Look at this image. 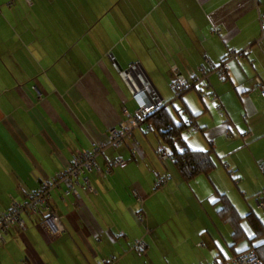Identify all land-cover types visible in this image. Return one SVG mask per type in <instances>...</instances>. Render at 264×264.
<instances>
[{
    "label": "crops",
    "instance_id": "crops-1",
    "mask_svg": "<svg viewBox=\"0 0 264 264\" xmlns=\"http://www.w3.org/2000/svg\"><path fill=\"white\" fill-rule=\"evenodd\" d=\"M263 14L264 0H0V212L66 170L73 151L103 146L100 170L79 178L81 202L65 182L54 187L50 207L23 213L25 228L13 226L0 241V264H214L235 257L229 224L220 220L228 246L214 234L212 243L203 241L194 225L209 231L207 215L220 224L208 209L219 208V193L264 224ZM178 81L196 84L174 97ZM136 85L177 121L192 122L178 141L213 151L210 174H172L152 130L131 123ZM113 129L124 130L120 144L109 141ZM117 157L126 164L111 166ZM188 187L187 202L173 206ZM50 211L64 226L58 236L43 225ZM170 221V235H160ZM135 239L146 241L144 254Z\"/></svg>",
    "mask_w": 264,
    "mask_h": 264
},
{
    "label": "built area",
    "instance_id": "built-area-1",
    "mask_svg": "<svg viewBox=\"0 0 264 264\" xmlns=\"http://www.w3.org/2000/svg\"><path fill=\"white\" fill-rule=\"evenodd\" d=\"M29 4H33L34 0H27ZM260 20L264 24V14L260 17ZM246 52V51H243ZM202 73L207 76L206 68H202ZM221 75L225 76V70H221ZM258 84L264 95V83L258 78ZM137 86V85H136ZM188 87V84L183 81H178L172 86V93L174 97L180 96ZM134 99L137 102V109L135 113L131 116L132 125L138 126L144 117L149 113L156 110L160 106V102H153L148 96L146 90L136 87L134 91ZM197 127V126H195ZM124 130L113 129L111 131L109 141L111 144H120L123 141ZM103 146L94 147L91 150L79 149L73 151L69 166L62 173H59L55 178L44 180L40 184L39 188L32 192L29 199L20 202L18 200H13L10 207L4 211L0 212V241H2L5 236L9 233L13 226H18L19 228H25V221L22 217L23 213L29 215H36L40 212L41 207H50L49 199L51 190L59 186L62 182L67 185V194H73L78 201L81 202V197L78 190L79 178L84 176L86 172L92 170H100L99 163L97 161L98 155L101 153ZM159 154L162 158L168 156L167 152L161 147L159 149ZM126 160L122 157H117L111 161V166L125 165ZM168 175L165 174L159 178L157 185L161 186L166 183ZM84 185L85 188H91L88 183V178H85ZM259 203L264 207V199H259ZM43 225L46 227L47 231L52 236H58L64 231V226L60 220V217L50 211V214L43 221ZM134 247L137 252L141 255L146 252L147 243L144 239H135ZM214 264H264L255 251H247L241 253L230 259L216 261Z\"/></svg>",
    "mask_w": 264,
    "mask_h": 264
},
{
    "label": "trees",
    "instance_id": "trees-1",
    "mask_svg": "<svg viewBox=\"0 0 264 264\" xmlns=\"http://www.w3.org/2000/svg\"><path fill=\"white\" fill-rule=\"evenodd\" d=\"M195 84H188L185 91ZM144 122L168 156L173 159L185 180L202 174L208 175L215 168L216 163L211 149H193L187 144L183 148L179 147L178 140H183L185 132L192 126L191 121L184 118L177 121L161 103L156 110L143 118L141 123ZM213 203L219 204L217 209L219 219L232 228L230 246L235 256L255 251L264 263V224L261 219L253 213L242 215L225 193H219Z\"/></svg>",
    "mask_w": 264,
    "mask_h": 264
},
{
    "label": "rangeland",
    "instance_id": "rangeland-1",
    "mask_svg": "<svg viewBox=\"0 0 264 264\" xmlns=\"http://www.w3.org/2000/svg\"><path fill=\"white\" fill-rule=\"evenodd\" d=\"M178 145H179V147H181V148H183V143H182V141H178ZM155 153V152H154ZM155 159H156V157H155ZM162 160V159H161ZM164 162H166V163H168V165H169V167H170V169H171V172L172 171H174V173H172L173 175L175 174V175H177V168H176V166H175V164H174V161L171 159V158H167V159H165V161ZM161 166L162 167H164V165L162 164V161H161ZM175 167V168H174ZM234 178V177H233ZM232 178V179H233ZM192 181H195V180H192ZM224 182V181H223ZM233 182H235L234 181V179H233ZM156 186V185H155ZM225 187H227V184L225 185ZM160 191H162V188H158ZM166 191H168V190H166ZM185 191H187V193H186V195H185ZM134 195L140 200V201H142V196L139 194V195H136L135 193H134ZM154 195V194H153ZM191 196V192H190V188L188 187V189L187 190H184V191H182V192H180V194L179 195H177V197L176 198H174L173 199V206H175L176 204H181V203H183V204H185V202H187V196ZM151 205H154V204H156V197H154V198H152V199H150V201H148ZM161 202V201H160ZM194 204V202H191V201H189V208H192V205ZM213 204H208V209H209V212L211 213V214H213V215H215V212L216 213H218L217 212V210L214 208L213 209ZM201 208V211L204 213V214H206V211H205V209H204V206H202V207H200ZM168 209V208H167ZM153 212H154V215L156 216V206L154 207V209H153ZM205 219H207V221H208V227H209V231H205V229L204 228H202V227H200L201 228V230L203 231V232H198L197 231V229L199 228L197 225H194V230L196 231L195 232V234H200V236H202L201 234L203 233L204 235L202 236L203 237V241H205V240H207L209 243H212V240H211V238H212V235L211 234H214V236H218L219 238H220V241L221 242H223L224 244H226V246H228V244H227V242H225L224 241V237H223V232H224V226L225 225H222V222L220 221V219H219V217H218V220H219V222H220V224L219 223H216V221L215 220H213L210 216H208L207 215V217L205 218ZM170 224V225H169ZM173 224V221H170V222H168V223H166V225H163L162 227H160L158 230H159V233H160V235L161 234H164V233H167L168 235H170V231H169V229L172 227V226H175V225H172ZM227 225V224H226ZM153 228V227H152ZM220 229H222L221 230V232H220ZM183 230H184V233L182 234V236H181V240H183L184 241V244L186 245L187 243H188V240H189V237H188V234H187V232H186V230L184 229V226H183ZM155 231H156V229H155ZM155 235H156V232H155ZM165 240V239H164ZM174 243V242H173ZM200 247H202V249L203 248H206V247H203V246H200ZM214 248H216L215 246H214ZM139 254V253H138ZM146 256H143V258H145Z\"/></svg>",
    "mask_w": 264,
    "mask_h": 264
}]
</instances>
